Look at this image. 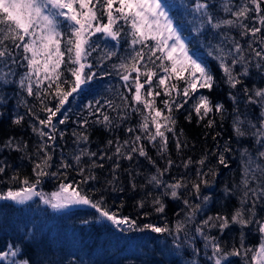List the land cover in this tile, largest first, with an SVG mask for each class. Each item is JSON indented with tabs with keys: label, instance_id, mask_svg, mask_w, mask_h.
I'll list each match as a JSON object with an SVG mask.
<instances>
[{
	"label": "snow or ice",
	"instance_id": "obj_1",
	"mask_svg": "<svg viewBox=\"0 0 264 264\" xmlns=\"http://www.w3.org/2000/svg\"><path fill=\"white\" fill-rule=\"evenodd\" d=\"M217 11L225 15H217L209 0H194L191 6V13L199 20L200 29L207 26L214 31L220 30L221 42L214 46V58L218 61L225 83L233 90L242 86L245 103L259 108V115L255 118L246 115L241 118L243 114L239 113L238 107L234 109L237 113L233 118L235 136L251 137L256 147L254 153L248 148H244L240 153L242 179L236 186L240 192L239 206L230 216L216 213L208 215L198 224L195 223L197 214L211 201V196L203 194L202 189L210 188L213 181L208 177L214 179L218 174L215 167H209L206 172L202 171L208 154L195 162L191 158L183 162L185 169L193 163L199 165L195 173L196 180L189 181L181 177L173 183L165 182L162 177L174 164L171 158L167 159V167H157L156 174L148 180L154 187L164 188V191L151 201L157 213L165 212L164 196L183 199L187 209L185 217L177 220L172 227L167 223L163 226L145 223L140 227L136 219L122 216L106 207L103 197L93 200L85 194L81 185L97 179L94 174L86 172V167L102 168L103 164H97L93 160L89 166H80L81 160L85 156L96 157V152L84 148L73 157L79 166V181L65 182L68 180L67 170L73 165L64 159L58 168L65 171H48L52 166V154L48 150L52 145L48 141L54 143L57 133L61 139L64 136V133L57 129L54 118L63 115L62 110L69 98L94 79L97 73L92 69L96 66L102 68L106 60L116 55L112 50H105L96 58L94 65L90 58L101 47L94 37L102 36L118 44L121 37L125 36L131 49L126 59L112 65L124 88L131 93L130 99L120 94L122 111L118 115L119 120L123 121L127 119L128 110H131L139 114L141 120L136 127L126 129L128 133L133 134L131 139L122 143L119 140L108 141V145L115 143L113 155L117 158L131 161L134 159L133 154H138L155 165L156 162L148 155L146 145L142 141L146 140L158 147L163 156L168 152L169 133L177 137L175 147L180 152L187 145L182 144L177 136L174 113L184 108L190 100L192 104L188 116L185 117L187 120L191 121L192 114L195 113L198 122L206 120L205 127L212 128L215 126V120L210 114L218 113L223 118V104H214L209 96L198 94L201 89L212 91L216 84L215 76L205 62L191 53L188 43L174 25L162 0H0V90L9 85H16L18 97H22L24 93L28 97H35L41 105L40 111L46 114L45 118H40L33 110L34 105L29 106L26 99L19 100V103L25 106L27 114L38 121L39 127L33 126L32 131L44 142L37 149L39 161H33L32 171L35 179H20L18 175H14L12 180H18L21 186L0 192V201L22 205L38 196L44 204L54 210L88 206L98 214L97 219L110 222L122 232L150 231L168 234L172 237L176 249L187 245L193 248V253L197 256L200 249L193 246L195 237L198 236L207 250L204 255L210 264H231L232 258H239L241 264H264V216L259 215L258 211L264 208V87L253 85L249 88L245 84V78L251 75L252 68L264 77V0H240V3H235V0H221ZM232 29L238 31L241 37L249 38L247 48L230 36ZM228 44L231 47H227ZM209 55H213V52L210 51ZM17 68L25 70L18 74ZM65 72L70 78H65ZM161 94L166 97L160 101L163 108L157 106L156 100ZM49 96L57 101L54 107H48L45 102ZM230 98L234 103L237 102V97L231 92ZM6 100V96H0V105ZM103 105L113 111L121 107L112 100H105L103 104L98 100L95 105L89 103L86 107L89 115L100 114L102 119L97 117V123L110 127L113 120L102 110ZM24 119V116L18 115L13 123L20 125ZM67 119L68 117L64 116V119H59L58 122L64 124ZM88 123L89 121L84 119L80 122V127L83 128ZM137 131L139 134H136ZM73 135L76 136L77 143L89 142L86 132H74ZM4 147L23 151L27 144L22 145L10 139ZM231 151L226 144L223 151L213 152L211 155L217 157L219 165L227 168L229 164L225 153ZM105 158L113 157L107 156L106 153L100 155L101 160ZM119 167V163L114 165L113 180L109 181V184L115 181V171ZM5 168V165H0V174L5 172ZM49 175L63 179L58 185V190L46 196L36 189L42 178ZM253 183L255 187L252 186ZM132 187L135 189L136 185L133 184ZM181 189L187 191V196H182ZM115 190L113 188V191ZM225 193L232 194L233 190L226 187ZM148 195L152 196V193ZM190 196H195L200 203L193 204L188 198ZM138 203L139 207L143 208L146 200ZM144 215L147 216L148 213ZM193 224L194 234L190 235V226ZM232 226H238L240 229L239 243L230 249L226 248L220 238L210 234L214 229L223 234ZM250 228L258 234V242L255 245L246 243V230ZM22 254L23 250L19 245L9 243L5 250H0V264H31L30 258H17ZM191 264H197V261L192 260Z\"/></svg>",
	"mask_w": 264,
	"mask_h": 264
},
{
	"label": "trees",
	"instance_id": "obj_2",
	"mask_svg": "<svg viewBox=\"0 0 264 264\" xmlns=\"http://www.w3.org/2000/svg\"><path fill=\"white\" fill-rule=\"evenodd\" d=\"M165 9L173 19L174 25L181 32L186 43H188L191 53L207 64L216 78V84L211 92L207 89H201L198 94H204L210 97L214 104H223L225 112L223 118L220 114L213 113L210 117L215 120V126L205 127L206 120L198 122L195 113L192 114L191 121L185 117L191 110L192 101L190 100L184 108L175 112L176 133L182 144H186L180 152L176 150V136L169 133L168 152L161 155L158 147H154L146 140L142 141L146 145L148 155L156 163L153 165L148 159L133 154L134 159L129 161L122 157L117 158L113 155L115 152V143L108 145V141L131 139L133 134L128 133V127H136L141 116L128 110L127 119L119 120L122 111V101L120 94L131 98V93L123 86V82L117 75L116 70L112 68L113 64H119L122 59H126L131 51L127 43V37L122 36L119 43L111 41L102 36L94 37L100 44V49L93 53L90 58L95 65L96 58L105 50H112L116 55L106 60L103 67L96 66L92 71L97 75L82 86V89L69 98V102L62 110L63 115L54 118V123L59 132H63L61 139L57 133V139L48 150L52 154L51 168L49 172H63L58 165L64 159L71 163L73 167L67 170L68 180L65 182L79 181L77 175L78 167L73 157L79 153L80 149L86 148L90 152H96V157H82L80 166H89L94 160L97 164H103V167L88 168L86 172L94 174L97 179L81 185V190L92 197L93 200L104 198L105 206L112 211L118 212L122 216H129L137 220L142 227L145 223H152L157 226H163L166 223L169 227L174 226L177 220H182L187 211L183 204V199H173L170 195L164 196L166 205L164 213H157L155 206L151 203L153 197L160 195L163 186L156 188L148 183L150 177L156 174V169L167 167V159L171 158L174 164L162 179L167 183H173L176 179L185 177L187 180H196L195 175L199 165L193 163L189 168L183 167V162L191 158L193 162L201 159L208 154V160L202 171H207L209 167H215L216 177L212 180L210 188H203L205 195L211 196V201L199 212L196 217V224L205 219L208 215L216 213L231 215L233 210L239 206V190L236 188L242 179V161L241 151L248 148L250 152L255 151V145L251 137L237 138L233 131V118L237 114L234 109L238 107L239 113L243 116L255 118L259 115V108L253 105H247L242 86L237 89H230L225 83L223 73L218 66V61L214 58V46L221 42L220 30L214 31L210 27L200 29L199 20L191 13V6L194 0H162ZM212 10L219 16H224L223 12H218L221 0H209ZM240 3V0H235ZM246 23H252L246 21ZM230 36L240 41L247 48L248 37H241L235 29L230 30ZM258 47V45H256ZM227 47H231L230 44ZM213 55H209V52ZM25 69L17 68L18 74ZM239 71V67L237 68ZM65 78H70L65 72ZM135 75V74H133ZM18 78V76H17ZM245 84L251 88L253 85L264 87V77H262L255 68L251 69V75L245 78ZM182 86V84H181ZM46 87V84H45ZM147 88V85L145 86ZM16 85H9L0 90V96H6L7 100L0 105V165H5V172L0 174V192L9 188L16 189L21 185L19 181H13L12 177L18 175L20 179L28 177L34 180L33 161H39L37 149L42 141L36 133L32 131L33 126L38 125V121L27 114L26 108L19 103L21 98L28 101L29 106H35L33 110L45 118L46 114L40 111V103L35 97H28L26 93L18 97ZM230 92L237 97L234 103L230 98ZM166 99L161 94L157 97V106L163 108L160 101ZM103 102L112 100L116 105H120L116 111L103 105V111L112 118L113 124L105 127L102 123H97V117L89 115L86 107L89 103L95 105V101ZM48 107H54L57 103L51 96L45 101ZM24 116L25 119L20 125L13 123L18 116ZM68 119L64 124H59V119ZM84 119L89 121L85 127H80V122ZM102 119V117H100ZM47 131V129H45ZM86 132L89 136L87 144L77 143L76 136L73 133ZM217 133L219 135L217 136ZM136 134H139L138 131ZM213 137H216L213 139ZM13 140L20 144H27L23 151H15L12 148L4 147L9 141ZM46 140V138H45ZM228 145L232 151L225 153L229 167L217 163V157L211 155L213 152L223 151V147ZM127 151V149H125ZM106 153L112 156V159H100V155ZM42 155V153L40 154ZM119 163L120 167L115 171V181L113 180V167ZM63 177L46 176L42 178L37 191L43 192L46 196L58 190V185ZM136 188L133 189L132 185ZM255 187V183L252 185ZM232 189V194L225 193V188ZM113 188L116 190L113 191ZM120 189H123L120 191ZM190 190V186H189ZM182 196H187V191L181 189ZM148 193H152L149 196ZM193 204L200 203L195 196L188 197ZM146 200L143 208L139 207V201ZM122 205V207H121ZM259 215L264 216V208L258 209ZM148 213L147 216L144 214ZM98 214L94 209L88 206H71L66 209L54 210L49 205L43 203L40 197H34L25 204H16L11 201H0V250H5L6 246L19 245L23 254L18 259L30 258L31 264H191L196 260L197 264H210L204 255L205 250L203 241L200 237H195L193 247L200 249L197 256L193 253V248L184 245L176 249L172 237L168 234H156L150 231H121L110 222L103 219H97ZM190 235L194 234L195 224L191 225ZM238 226H232L221 234L214 229L211 235L220 238L226 248H231L239 243ZM258 242V234L253 229L246 230V243L255 245ZM231 264H241L239 258H232Z\"/></svg>",
	"mask_w": 264,
	"mask_h": 264
},
{
	"label": "rangeland",
	"instance_id": "obj_3",
	"mask_svg": "<svg viewBox=\"0 0 264 264\" xmlns=\"http://www.w3.org/2000/svg\"><path fill=\"white\" fill-rule=\"evenodd\" d=\"M34 198V197H33Z\"/></svg>",
	"mask_w": 264,
	"mask_h": 264
}]
</instances>
